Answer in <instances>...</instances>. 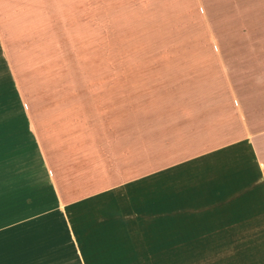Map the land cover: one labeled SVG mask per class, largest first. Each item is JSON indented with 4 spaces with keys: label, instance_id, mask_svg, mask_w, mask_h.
<instances>
[{
    "label": "crops",
    "instance_id": "obj_1",
    "mask_svg": "<svg viewBox=\"0 0 264 264\" xmlns=\"http://www.w3.org/2000/svg\"><path fill=\"white\" fill-rule=\"evenodd\" d=\"M197 2L0 0V96L22 111L0 127V264H264V41L114 55ZM99 47L104 71L25 87ZM18 120L41 177L3 167Z\"/></svg>",
    "mask_w": 264,
    "mask_h": 264
},
{
    "label": "rangeland",
    "instance_id": "obj_2",
    "mask_svg": "<svg viewBox=\"0 0 264 264\" xmlns=\"http://www.w3.org/2000/svg\"><path fill=\"white\" fill-rule=\"evenodd\" d=\"M192 1L189 0L190 8L192 7ZM198 2L196 4L199 7V12L196 13L197 11L194 10V13L186 15L178 22L177 28L150 32L146 39L155 41L151 47L144 46L143 44L148 43L139 37H130L127 38L129 40L127 44L129 43L131 46L113 48L114 55L120 53L129 56L148 53L201 54L202 50L205 49L202 44L208 41L218 42L221 40L222 44L224 42L241 44L249 40L264 41V0H201L203 8ZM180 8L184 9L181 6ZM207 9L209 13H204ZM186 43L194 44V46L185 47L181 45ZM256 43L260 46V42ZM224 49H227V47ZM105 53V48L99 47L96 61L52 63L50 64L51 77L24 80L25 87H37L40 89L45 86H55L60 81L73 82L75 80V78H69L65 74L73 77L75 75L72 74H89L90 72L104 71ZM87 81L89 80L87 79ZM2 110L6 112L2 113ZM21 112L13 89L9 85L6 87V95L0 96V113H2L0 115V127L4 125L2 118L19 119V117L22 118ZM17 126L16 129L10 130L11 132L9 130L5 131L7 136L3 137L4 140L6 139L3 145L7 147V150L1 153L2 161H4L2 162L3 167L9 170L10 165L4 163H12L14 159L15 165L18 162V164L23 166L27 164L39 166L37 152L33 146L31 136L25 128V124L18 120ZM13 135L18 140L16 145L13 144ZM9 171H15V169H10ZM38 171V176L41 177L40 166Z\"/></svg>",
    "mask_w": 264,
    "mask_h": 264
}]
</instances>
